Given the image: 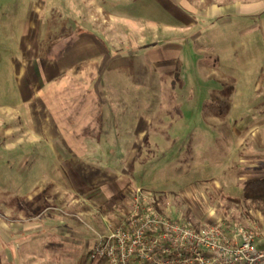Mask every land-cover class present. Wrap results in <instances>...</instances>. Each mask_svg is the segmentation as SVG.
I'll use <instances>...</instances> for the list:
<instances>
[{"label":"rangeland","instance_id":"obj_1","mask_svg":"<svg viewBox=\"0 0 264 264\" xmlns=\"http://www.w3.org/2000/svg\"><path fill=\"white\" fill-rule=\"evenodd\" d=\"M233 3L0 0V208L3 198L25 200L48 186L44 178L68 187L73 152L58 156L52 134L68 122L61 116L71 105L82 173L123 164L120 193L87 205L109 226L142 188L155 193L161 211L198 225L226 218L264 228V201L244 198L245 183L264 176V7L218 13ZM27 52L41 82H55L39 88L48 107L41 121L48 135L40 139L31 135L37 120L15 114L25 112L32 91L21 69ZM90 80L103 103L86 133ZM51 101L59 104L58 120ZM86 218L76 219L90 236L81 264H94L96 232Z\"/></svg>","mask_w":264,"mask_h":264},{"label":"crops","instance_id":"obj_2","mask_svg":"<svg viewBox=\"0 0 264 264\" xmlns=\"http://www.w3.org/2000/svg\"><path fill=\"white\" fill-rule=\"evenodd\" d=\"M238 4L243 13H251L264 7V2L259 0H248L245 3L234 0L233 4H229L228 10L219 9L218 13L232 10V7ZM212 14L213 10L211 9V11H207L206 16H213ZM77 53L80 51L74 52L73 55L76 56ZM25 59L26 62L22 63L21 69L25 75L27 86H31L32 91L24 99L25 112L17 110L15 114L20 117H28L30 114L29 118L36 119L37 122L35 121L31 135L40 139L43 134L48 135L45 122L43 125L41 124V121H44L42 112L48 107L44 108L42 97L39 96L43 92L39 88L55 82L53 79L51 82L47 80L41 82L42 70L37 67V59L33 60L30 57V52L26 53ZM52 59L50 62L53 63ZM94 66L92 65L91 69ZM97 72L99 74L98 66ZM100 81L99 79L98 83H101ZM94 83L95 80L86 82L89 93L84 95L86 103L84 112L90 108L89 117L93 118L91 123H86L84 130L86 133H90L88 129L92 130L97 119V109L99 106L101 108L103 103V99L100 98L101 95L96 89L97 84L95 86ZM23 91L27 95L26 90ZM51 102L53 106L49 108L50 111L53 114L55 112L59 114L52 115V119L58 120L61 116L57 106L59 104ZM70 107L71 105L67 114L63 113L61 116L68 118V122L62 123L63 129L60 128L56 134H52V140H57V145L52 144V148L58 156H60L59 151L73 152L72 158H68V166L72 169L71 175L66 179L68 187H64V182L61 179L51 176L50 179H43L49 184L48 186L37 189L35 194H29L25 200L12 201L10 198H3L4 206L0 208V264H81L83 247L88 246L90 236L88 230L84 226H80L76 219L85 218L86 220L88 217L90 219L88 225H91L94 233L103 231L104 225H108L104 215H98L96 208L87 205L103 198L102 196L109 198L120 193L123 164L110 161L106 163L105 170L91 171L90 169L91 174L84 175L82 173L80 168L84 162L80 164V161L76 160L80 159L79 155L74 153L75 150L81 148L78 143H82V141L79 137L80 133L72 123V119L76 118V111ZM31 111L32 113H30ZM61 142L64 143L61 144ZM9 145L15 146L16 144Z\"/></svg>","mask_w":264,"mask_h":264},{"label":"built area","instance_id":"obj_3","mask_svg":"<svg viewBox=\"0 0 264 264\" xmlns=\"http://www.w3.org/2000/svg\"><path fill=\"white\" fill-rule=\"evenodd\" d=\"M153 191L137 188L130 210L97 231L94 264H264V228L226 218L204 225L158 208Z\"/></svg>","mask_w":264,"mask_h":264},{"label":"trees","instance_id":"obj_4","mask_svg":"<svg viewBox=\"0 0 264 264\" xmlns=\"http://www.w3.org/2000/svg\"><path fill=\"white\" fill-rule=\"evenodd\" d=\"M244 198L246 200L264 201V176L245 183Z\"/></svg>","mask_w":264,"mask_h":264}]
</instances>
